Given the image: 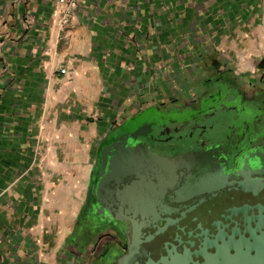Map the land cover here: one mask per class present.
<instances>
[{"label":"crops","instance_id":"crops-1","mask_svg":"<svg viewBox=\"0 0 264 264\" xmlns=\"http://www.w3.org/2000/svg\"><path fill=\"white\" fill-rule=\"evenodd\" d=\"M56 2L0 0V264H87L66 240L115 125L229 83L264 109V0Z\"/></svg>","mask_w":264,"mask_h":264},{"label":"flooded vegetation","instance_id":"flooded-vegetation-1","mask_svg":"<svg viewBox=\"0 0 264 264\" xmlns=\"http://www.w3.org/2000/svg\"><path fill=\"white\" fill-rule=\"evenodd\" d=\"M229 85L219 86L216 105L184 117L181 124L194 123L191 130L171 127L179 120L171 119L167 111L196 108L197 94H184L186 102L171 95L166 103L112 127L98 144L82 204V233L93 224L103 228V233L98 231L103 241L95 247L96 263L222 264L221 257H215L221 249L232 254V247L242 242L245 252L249 249L244 244L254 238L264 242V109L231 98ZM132 128L135 139L152 153L177 159L174 166L147 167L144 179L149 187L144 195L156 215L137 230L129 222L104 221L91 213L100 150L116 134Z\"/></svg>","mask_w":264,"mask_h":264},{"label":"water","instance_id":"water-1","mask_svg":"<svg viewBox=\"0 0 264 264\" xmlns=\"http://www.w3.org/2000/svg\"><path fill=\"white\" fill-rule=\"evenodd\" d=\"M135 134V128L118 133L101 148L102 164L92 181L91 195L95 204L91 206V213L104 221L129 222L137 230L152 222L156 215L154 207L146 204L144 195V190L149 187L144 179L149 175L147 167L174 166L177 159L152 153L144 143L135 139ZM131 177L135 180L129 183ZM242 245L237 242L232 247V254L221 249L215 257H221L222 264H264L261 237L244 244L249 249L245 252L241 251ZM125 260L127 257L123 262Z\"/></svg>","mask_w":264,"mask_h":264},{"label":"rangeland","instance_id":"rangeland-1","mask_svg":"<svg viewBox=\"0 0 264 264\" xmlns=\"http://www.w3.org/2000/svg\"><path fill=\"white\" fill-rule=\"evenodd\" d=\"M192 84H190V87L192 89L195 88V82L196 80H191ZM202 86L203 83H199L196 87L201 88L200 89V94H202ZM191 88L187 89L189 92L191 90ZM202 101H200L199 105L195 108L194 106H188V107H185V108H181V107H178V108H173V109H169L167 112L170 116L171 119L177 121L179 120V123L176 126H171V127H175L181 131H188V130H191L194 128V123H190L189 121H186L187 123H184L183 125L181 124V121L184 119V117H187V116H190L192 114H196V112L198 111V108H207V107H210V106H213V105H216L218 102H219V98H218V94H214L212 93V91L210 92H205L203 94V97L201 98ZM171 129V128H170ZM89 177V172L87 173V179ZM82 185V184H81ZM82 192V188H81V191H76L74 193L75 196H78L79 193ZM78 194V195H77ZM87 214H89L87 212ZM96 225V224H95ZM89 226V224H88ZM99 226H93L90 225V229L86 230L85 233H82V209H81V212L80 214L78 215L77 217V221L75 222V225L73 226V229L71 231V234L69 236V238L66 240V246H69L71 252H74V253H81L82 254V249H83V246L86 247V257H87V264H98V262L96 263L95 261V257H96V254H95V247L97 246H100V243L101 241L103 240H100L99 237H102L103 235H98V231H102L103 233V228L101 229H98ZM100 233V234H102ZM106 236V235H105ZM95 261V262H94ZM102 261V259H101Z\"/></svg>","mask_w":264,"mask_h":264},{"label":"built area","instance_id":"built-area-1","mask_svg":"<svg viewBox=\"0 0 264 264\" xmlns=\"http://www.w3.org/2000/svg\"><path fill=\"white\" fill-rule=\"evenodd\" d=\"M79 0H57L54 10L52 12V20L59 27H65L69 24L77 9ZM60 74L65 73V69L59 70Z\"/></svg>","mask_w":264,"mask_h":264}]
</instances>
